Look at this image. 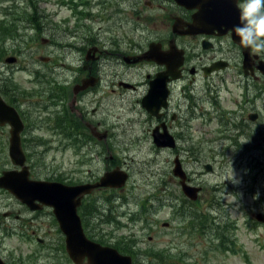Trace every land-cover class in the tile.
<instances>
[{
	"label": "rangeland",
	"instance_id": "374dc122",
	"mask_svg": "<svg viewBox=\"0 0 264 264\" xmlns=\"http://www.w3.org/2000/svg\"><path fill=\"white\" fill-rule=\"evenodd\" d=\"M139 1L125 0V3L122 4L121 0H101L103 13L96 20H88L86 23L88 27H85L88 29L87 35L95 40L94 44H104V42L111 44L112 41L117 44L120 34H124L127 43L133 45L135 41L145 43L149 37L167 36L168 33L161 35L156 31L160 28L171 27V25L173 27L174 20L171 17L180 15L174 14V10L169 4L161 3L156 10H152L143 4L140 5ZM98 9L99 7H94V13H97ZM142 12L150 17L148 23L143 21L140 15ZM60 39L76 44L86 41L80 33L78 36L63 33ZM27 48L22 50L25 54H28ZM66 53L73 62L72 68L77 63L82 64L77 51L68 50ZM202 55L204 59L201 64H206L208 54L202 52ZM67 67L66 61L57 67L59 80L69 79L73 75L74 72L70 70L68 75L62 76V72L66 71ZM101 69L105 73V78L112 81L107 85L108 89L113 87L114 83L117 84L119 80L125 81L124 77L131 75V72H133V77L138 74V72L127 71L125 66L116 65L111 56L105 58ZM122 73L124 74L122 75ZM11 74L14 75L17 82H22L27 76V74L22 75L17 71H12ZM193 83L195 84L194 95L181 99L178 120L174 123L175 130L180 136H183V129L189 128L188 125L194 121L190 116L193 105L202 103V99L199 97L200 90L209 85L202 78H198ZM71 98L72 95L69 99ZM38 102L41 104V112L35 108V103L27 107L28 114L35 124L41 120L48 105L45 101ZM109 108L111 113L118 114V120L115 121V117L112 115L111 121L120 123L114 124L120 128L119 134L112 140L113 149L106 156L111 157L109 161L115 157L119 158V166L128 167L134 171L137 187L133 193L140 196L144 193L145 195L150 192L158 193L166 178H169V183L179 184V179L174 176L172 171L177 153L173 156L171 167V153L154 150L150 139V122H145L143 115L132 116L130 113L126 115V112L122 111L115 101H110ZM131 119H135V122ZM195 122L199 121L195 120ZM55 127H57L56 121L46 119L45 127L38 133V137L46 143L48 148L45 159L40 158L36 151L30 150V152L33 155V164L37 167L38 177L67 181L70 177L75 178L70 172L74 157L71 152L59 150L60 142L53 140L57 136L51 135L52 129ZM249 129L252 135L259 129L260 133L256 134L258 138L253 136L241 138L236 146L228 140L224 141L222 145L199 143L195 138L189 142L181 140V152L185 158V160L182 159L183 166L193 182L202 186L204 195L194 201H188L186 210L189 211L190 216L184 219L187 222H184L185 225L187 224L186 229L174 230L176 241L172 254L164 258L162 264H264V247H262L261 239L264 227L255 225L257 214H264V161H262L264 160V118L261 123L255 124L254 127L250 126ZM124 131L126 132L124 133ZM232 134L230 129H226L227 137L232 138ZM3 139L4 137L1 140ZM7 147L8 145L4 146L5 151H0V153L7 152ZM217 148L221 149L224 155L218 154ZM233 154L239 159L242 157L241 154L248 155V158L243 157L240 162H237V157L233 158ZM249 154L253 156L251 160ZM207 163L213 164V171L206 170ZM10 167L11 164H8V167L2 166L4 169L0 168V175ZM92 168L98 175L105 170L104 163L98 160H95ZM113 168L115 166L110 167V169ZM243 171H247L249 178L247 182H244L241 177ZM232 172L234 179H226L231 177ZM210 195H213L214 198H210ZM239 195L241 199L236 200ZM139 202L147 203L144 198ZM215 202L221 205L219 207L224 211L227 221L228 219L237 220L234 222L238 229L233 233H231L230 225H223L219 221L220 216L213 210ZM9 211L11 213L7 215L6 213ZM24 212H26L24 217L32 219L34 225L37 223L43 225L42 231L35 232L33 229L27 231V227H23L22 221H18L16 215H22ZM38 212L30 211L13 194L0 187V264H74L67 254L64 237L60 236L59 238L55 229L56 220L53 214ZM209 213L213 214L212 219L218 221L227 234L236 236L237 242L233 248H240L241 252L232 254L235 252L218 250L216 242L218 235L214 236L213 244L208 239H205V243H197L200 239L195 230L200 229L201 225L208 222L204 215ZM190 222L192 225L188 228ZM24 231H26V235ZM171 236H161V239H158L151 233L150 241L153 242V245H160ZM36 238H42V242L37 241ZM51 240H55L53 248L49 243ZM38 246L42 255L40 257L36 254ZM163 247L161 246V248Z\"/></svg>",
	"mask_w": 264,
	"mask_h": 264
},
{
	"label": "flooded vegetation",
	"instance_id": "af4514ba",
	"mask_svg": "<svg viewBox=\"0 0 264 264\" xmlns=\"http://www.w3.org/2000/svg\"><path fill=\"white\" fill-rule=\"evenodd\" d=\"M100 1L0 0V98L14 107L24 122V115L26 114L28 124L25 122L22 143L26 145L28 152L30 150L36 152L48 150L45 142L38 137V133L45 127L46 119H53L56 121L57 127L52 129L51 135L57 136L53 140L54 142H60L59 150H78L75 154L77 157L82 158L86 152H92L97 160L108 162L104 152L110 150L109 116L111 112L109 105L111 95L113 94V98H117V103H121L123 107L126 105V99L114 84L113 87L108 89L107 85L112 81L107 77L105 78V73L101 69L102 62L109 56L114 60L120 54H124V56L142 54L148 49L150 43H157L160 51L167 53L170 47L176 43L182 47L181 44H185L189 37L177 35L173 31L172 25L156 31L161 35L168 33L167 36L149 37L145 43L135 41L134 45L127 43L125 35L120 34L117 44L113 41L111 44L99 43V59L87 61L84 59L86 51L89 47L95 45L89 42L90 35H84L83 39L86 41L81 44L65 42L60 38L63 33L78 36L79 28L73 23H77L79 19L84 22L96 20L98 16H101L103 11H101ZM121 1L122 4L125 3V0ZM170 1L140 0L139 4L156 10L158 5L161 3L167 4L166 2H168L174 10V14L180 15H173L172 20L179 18L178 22L183 24L194 21V10L182 7L175 11V5ZM94 7H99L97 13H94ZM140 15L144 22H149L150 17L146 13L142 12ZM179 30L186 31V28ZM215 42V49L208 53L206 59L207 62L220 61L221 64L220 70L214 75L217 81L211 77V82L219 89L220 103L223 105L224 93H229L231 104L239 111V114L235 115L237 119L236 130H233L243 135L247 133L248 137H254L260 131L258 130L252 135L249 127L261 123L257 122L264 114V81L263 76L257 70L259 61L264 60V52L254 53L250 48L243 47L239 41H235L231 37L230 33L216 36ZM26 48L28 54L22 51ZM68 50L78 52L81 65L77 63L74 68L71 67L73 62L66 53ZM245 54L250 55V58L255 61L252 66L244 65ZM63 61L67 62L68 67L66 71L62 72V76L68 75L70 70L74 73L69 79L59 80L57 78V67L60 64L62 65ZM135 66L138 68L139 66L144 67L143 74L146 80L135 100V104L141 107L142 99L149 90L151 79L167 68L165 65H159L156 62H141ZM12 71H17L22 75L27 74V76L24 77L22 82H17L14 75L11 74ZM183 75L184 77L188 76V67L184 69ZM87 76L99 77V81L95 86L79 90L76 93L77 88L75 86ZM169 81L170 77L167 76L166 84ZM135 88H137L136 85ZM70 95H72L71 99H69ZM40 100L47 102L48 105L41 120L35 124V121L28 114L27 107L35 103V108L41 112V104L38 102ZM123 110L125 111V107ZM175 112L176 108L171 101L170 107L163 111L162 119L155 120L154 125L165 122L172 128V118H174L173 114ZM86 122H90L100 133L106 131L107 137L98 140L97 137L91 135L85 129ZM259 128H261L260 125ZM183 136H188L186 141H190L189 128L183 129ZM89 137L90 140H88ZM6 143H8V136L3 140L0 139V149L6 146ZM102 194L103 196L107 195L105 192ZM88 197L93 201L99 198V195L93 193ZM146 201L147 203L141 206L138 205L136 209L126 207L122 202H100V210L103 213L105 223L94 228L91 234H94L96 238L101 239L106 244L119 248L118 251L121 254L130 256L132 259L133 254L139 256L138 264H143L142 258L147 257V255L143 256V248L151 240L152 226L157 223V220L154 219L156 208L148 199ZM10 213L9 211L6 214L10 215ZM142 214H144L145 222L142 219ZM24 216L25 214L16 215V219L22 221V225L27 227V231L29 229H33L35 232L42 231L43 225L40 223L34 225L32 219ZM123 221L128 222L135 232L129 238L123 236L121 230L117 228ZM143 223L146 226L141 229L139 225ZM261 227H264V225ZM140 230L142 234H138ZM24 232L26 235V231ZM145 232H149L148 235ZM205 232L204 227L197 230L196 233L200 239L197 243H205V239H207ZM153 234L158 237L156 233ZM262 236L264 238V232H262ZM36 239L42 242V238ZM54 241H49L52 247ZM210 243L213 244L212 240ZM219 245H221V242L217 244V246ZM37 251L36 254L41 255L39 246Z\"/></svg>",
	"mask_w": 264,
	"mask_h": 264
},
{
	"label": "water",
	"instance_id": "95a60500",
	"mask_svg": "<svg viewBox=\"0 0 264 264\" xmlns=\"http://www.w3.org/2000/svg\"><path fill=\"white\" fill-rule=\"evenodd\" d=\"M152 54L155 55L156 53L152 52ZM6 109L4 103H0V111H5ZM208 167L210 169V166ZM21 178H23L22 183L21 179L19 180L13 173L9 172L2 180L6 179L9 188L20 198L31 202L35 199H40L46 204L55 207L54 212L67 234L68 252L77 264H81L85 257L88 258L89 264H114L117 261L116 258L109 260L108 257L111 256L109 251L101 249L84 237L79 218L75 214L74 193L72 189L60 183L47 181H33L31 183L27 181L26 177L23 176ZM29 193L37 197H26Z\"/></svg>",
	"mask_w": 264,
	"mask_h": 264
},
{
	"label": "clouds",
	"instance_id": "9594fccd",
	"mask_svg": "<svg viewBox=\"0 0 264 264\" xmlns=\"http://www.w3.org/2000/svg\"><path fill=\"white\" fill-rule=\"evenodd\" d=\"M236 6L239 23L233 26L232 31L243 47L254 53L264 52V0H236ZM226 179H234L233 172Z\"/></svg>",
	"mask_w": 264,
	"mask_h": 264
},
{
	"label": "bare ground",
	"instance_id": "6f19581e",
	"mask_svg": "<svg viewBox=\"0 0 264 264\" xmlns=\"http://www.w3.org/2000/svg\"><path fill=\"white\" fill-rule=\"evenodd\" d=\"M231 20L226 21V23H230Z\"/></svg>",
	"mask_w": 264,
	"mask_h": 264
}]
</instances>
